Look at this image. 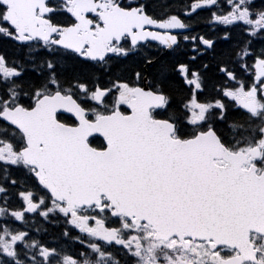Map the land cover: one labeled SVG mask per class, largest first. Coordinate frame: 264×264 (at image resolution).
Returning a JSON list of instances; mask_svg holds the SVG:
<instances>
[{
	"label": "snow or ice",
	"instance_id": "snow-or-ice-1",
	"mask_svg": "<svg viewBox=\"0 0 264 264\" xmlns=\"http://www.w3.org/2000/svg\"><path fill=\"white\" fill-rule=\"evenodd\" d=\"M0 264H264V0H0Z\"/></svg>",
	"mask_w": 264,
	"mask_h": 264
}]
</instances>
